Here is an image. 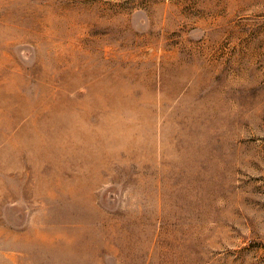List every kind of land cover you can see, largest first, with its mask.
<instances>
[{
  "label": "rangeland",
  "instance_id": "1",
  "mask_svg": "<svg viewBox=\"0 0 264 264\" xmlns=\"http://www.w3.org/2000/svg\"><path fill=\"white\" fill-rule=\"evenodd\" d=\"M0 264H264V0H0Z\"/></svg>",
  "mask_w": 264,
  "mask_h": 264
}]
</instances>
